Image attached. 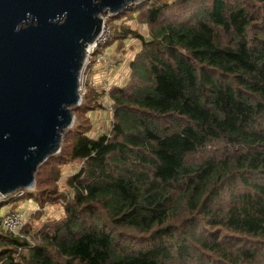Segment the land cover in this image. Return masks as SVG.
I'll use <instances>...</instances> for the list:
<instances>
[{
	"label": "trees",
	"instance_id": "trees-1",
	"mask_svg": "<svg viewBox=\"0 0 264 264\" xmlns=\"http://www.w3.org/2000/svg\"><path fill=\"white\" fill-rule=\"evenodd\" d=\"M123 12L148 30L111 28L109 45L140 43L128 82L87 86L36 196L17 198L38 214L17 235L0 217V264H264V0ZM105 98L110 127L94 138L88 114ZM54 204L62 216L40 222Z\"/></svg>",
	"mask_w": 264,
	"mask_h": 264
},
{
	"label": "water",
	"instance_id": "water-1",
	"mask_svg": "<svg viewBox=\"0 0 264 264\" xmlns=\"http://www.w3.org/2000/svg\"><path fill=\"white\" fill-rule=\"evenodd\" d=\"M144 0H0V197L32 191L82 102L105 16Z\"/></svg>",
	"mask_w": 264,
	"mask_h": 264
},
{
	"label": "rangeland",
	"instance_id": "rangeland-1",
	"mask_svg": "<svg viewBox=\"0 0 264 264\" xmlns=\"http://www.w3.org/2000/svg\"><path fill=\"white\" fill-rule=\"evenodd\" d=\"M116 16L117 15L104 17V22L102 24L101 30L104 29L105 32L103 33L101 41L99 42L100 44H102L100 46L99 50H101V48L103 50L107 46V50L106 49L104 50L105 53L108 51V48H111L110 52H112L111 50L116 49L115 50L116 51L115 56L112 55V53H111V55L108 54L109 60L113 61L114 64L112 66H107V65L103 64V62H100L99 64H95V63L91 64L88 68L86 67L85 69H83L84 75H82V81L83 82H84L85 77H87L86 78L87 84L90 83L91 87H93L94 89H97V90L103 89V90H106V92H108L107 89L110 88L109 84H111V87L114 86L115 84H119L120 86H124L128 82V79L126 77L125 78L127 79V81L123 82L122 79L124 80L125 75H127V77H129V73H130L129 72L130 71L129 70V62L132 60L131 57H134L135 53L137 52V50H134L133 48L139 47V44H140L137 40L132 38L129 40L124 39L122 42L121 41L113 42L114 45L113 44L109 45L110 44L109 42L112 39V34H113L112 31L114 32V29L111 30V28H113L112 26H114V25H118V27L119 26H121V27L129 26L132 31H136V32H138L144 36H146L148 33L146 26L141 24L137 17H134L133 19H131L130 16H126L123 19L119 20V18H117ZM112 40L115 41V39H112ZM112 48H114V49H112ZM104 56L107 57V55H105V54H104ZM111 57H113V58H111ZM92 70H95V72L98 73V75L101 77L100 78L101 82L98 85L94 82V80H92L93 75H92V73H90V71H92ZM105 78L108 81H104ZM104 100H105V103L108 105L107 112L110 113L109 100H108V98H105ZM76 108H78V107H76ZM104 110L105 109L99 110V111L103 112ZM99 111L89 112V114H88V117H89L88 121H89V125H90V136H92L94 138H96L100 132H103V133H104V131L106 132L110 127V121H108V119L106 118V116H105L106 114L99 112ZM73 115H74V112H73ZM108 117H109V115H108ZM67 131H66V133H67ZM100 134H102V133H100ZM78 168H79L78 164L67 166L64 169L62 180H61L60 184L64 181L65 177L67 178V175L75 173V171L78 170ZM24 192L27 195L32 194V195L36 196V192L33 190L32 191L24 190ZM58 192H62L61 189H58ZM17 198H18L17 193H14V194L6 197V198L0 197V205L3 204V206H1V208H0V217L5 215L6 213H11V212H22V213L26 212L27 216H26V219L24 221V224H25L27 221H29L30 217L34 213L38 214V211L40 210V208L34 202L24 201L23 199L21 200V199H17ZM4 203H5V205H4ZM61 216H62V207L59 204L58 205H55V204L54 205H48L47 207H45L43 209V213H42V217H41L40 222L45 221V219H59ZM24 224H23V226H24ZM36 224H39V222ZM23 226L21 227V229L23 228Z\"/></svg>",
	"mask_w": 264,
	"mask_h": 264
},
{
	"label": "built area",
	"instance_id": "built-area-1",
	"mask_svg": "<svg viewBox=\"0 0 264 264\" xmlns=\"http://www.w3.org/2000/svg\"><path fill=\"white\" fill-rule=\"evenodd\" d=\"M101 34V33H100ZM103 35V34H102ZM102 36L97 38V40L88 47L87 53H86V59L83 65V69L86 67L88 68L92 63L94 64H99L100 62H103V64L107 66H112L114 64L113 61L109 60V57L104 56V54L99 55L96 61L93 62V58L95 54H97V51L100 49V44L99 42L101 41ZM88 57V58H87ZM82 69V74H81V95L86 94V88L87 86H91L90 83L87 84V77H85L84 82L82 81V75H84ZM107 89V88H106ZM17 197L22 198L23 197V191L17 192ZM27 213L26 212H11V213H6L3 215L2 219V228L9 234H19V231L21 227L24 224V221L26 219Z\"/></svg>",
	"mask_w": 264,
	"mask_h": 264
},
{
	"label": "crops",
	"instance_id": "crops-1",
	"mask_svg": "<svg viewBox=\"0 0 264 264\" xmlns=\"http://www.w3.org/2000/svg\"><path fill=\"white\" fill-rule=\"evenodd\" d=\"M110 49L111 48H108V51L105 53V51L102 53V54H105V55H107V57L109 56V55H111V53H112V55H114L115 56V54H116V49H114V48H112V49H114V50H111L112 52H110ZM107 50V49H106ZM110 52V53H109ZM101 54V55H102ZM109 54V55H108ZM111 58H113V57H111ZM132 58V57H131ZM90 73H92V75H93V77H92V80H94V82L98 85V84H100V82H101V80H100V76L98 75V73H96L95 72V70H92V71H90ZM89 73V74H90ZM94 73V74H93ZM128 79V77H127V75H125L124 76V80L122 79V81L123 82H125V81H127V79ZM104 81H108L106 78L104 79ZM115 85H118V86H120L119 84H115ZM109 86H111V84H109ZM99 112H102V111H99ZM102 113H105L106 115V118L108 119V121H110L111 120V114L110 113H108L107 112V109H105ZM108 115H109V117H108ZM100 118V117H99Z\"/></svg>",
	"mask_w": 264,
	"mask_h": 264
},
{
	"label": "bare ground",
	"instance_id": "bare-ground-1",
	"mask_svg": "<svg viewBox=\"0 0 264 264\" xmlns=\"http://www.w3.org/2000/svg\"><path fill=\"white\" fill-rule=\"evenodd\" d=\"M105 32L104 29L101 30V34H100V37L102 36V34Z\"/></svg>",
	"mask_w": 264,
	"mask_h": 264
}]
</instances>
